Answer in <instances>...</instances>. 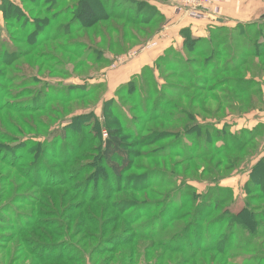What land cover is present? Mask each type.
Segmentation results:
<instances>
[{
    "label": "rangeland",
    "instance_id": "374dc122",
    "mask_svg": "<svg viewBox=\"0 0 264 264\" xmlns=\"http://www.w3.org/2000/svg\"><path fill=\"white\" fill-rule=\"evenodd\" d=\"M10 1L18 7L10 17L3 13L0 24V264H264L262 232L253 236L242 230L245 224L235 227L231 219L234 214L244 217L248 208L260 216L264 212L261 192L242 184L248 169L243 162L260 154L262 139L243 152L205 156L211 145L206 144L207 132L196 129L187 134L184 126L191 122L172 119L169 116L178 115V110L165 108L166 100H173L182 111L197 116V126L211 130L214 121L204 124V119L224 124L226 117L264 111L228 109L221 98L228 90L234 98L235 90L220 82L247 75L264 83V55L249 56L264 50L259 44L264 25L227 26L218 32L210 28L204 38H217L213 60L188 49L170 50L110 92L103 76L107 68L111 66V72L125 66L158 32L159 24L101 21L98 6L99 18L93 25L63 36L75 28L81 0ZM223 2L227 0H219L217 6ZM113 3L117 10H130L122 0ZM140 9L151 11L148 5ZM62 10L64 17L58 19ZM45 16L56 19L50 40L59 38L38 46L43 41L36 40L38 32H47L39 26L36 31L31 24ZM98 24L106 27L100 40L93 38ZM121 40L129 49L126 53L121 51ZM65 43L67 52L59 47L65 48ZM199 44L205 46L203 41ZM13 53L12 59L7 58ZM235 57L248 63L235 72L210 75L207 82L196 81L200 88L194 87L188 71L204 79L205 66L214 72L226 64H239ZM184 87L186 94L173 97ZM247 98L251 94L235 97L233 103L245 105ZM107 126L119 133L131 152L121 177L101 155L98 131L102 129L105 137ZM163 127L173 131L171 137ZM208 139L218 140L215 134ZM192 155L196 158L188 160ZM224 176L236 186L234 198L223 199L220 209L205 219L202 211L214 205L217 195L205 196L219 188L212 184ZM122 199L134 201L125 206ZM201 203L205 204L198 212L194 206ZM32 214L37 218L34 225ZM260 216L255 220L262 226ZM204 245L212 248L189 255Z\"/></svg>",
    "mask_w": 264,
    "mask_h": 264
},
{
    "label": "trees",
    "instance_id": "16d2710c",
    "mask_svg": "<svg viewBox=\"0 0 264 264\" xmlns=\"http://www.w3.org/2000/svg\"><path fill=\"white\" fill-rule=\"evenodd\" d=\"M2 1H3V4L2 5L0 4V10L3 13H5L7 15V17L14 15L13 10H14V8H17L18 6H16V4H13V2H11L10 0H2ZM113 1L114 0H81L80 3H78V7H77L79 10V14L76 17V20L74 21L75 28L73 30L64 31L63 36L64 35L68 36L69 34L76 33L80 29H82L84 26H86V28H87V26L90 27L91 25H93L94 22L99 18V17L96 18L97 14H98V6H100V9H102V13L99 14V16H101V18H100L101 21L106 20V19H121L125 23H129V24H141V23H144V24L147 23L150 25L159 24L160 26L158 28L161 27L162 20L159 18V13L151 5L144 3V2H141V1H137V0H122L125 5L129 6L130 10H129V12H127L126 8H124V10L122 9L123 11L120 10L121 8H118L119 10H117L118 6L116 5L117 6L116 7L115 4L113 3ZM146 5H148L149 8H151V11H146L143 9L139 10V7H142V6L146 7ZM134 7H137V8H134ZM18 10L20 11V9H18ZM63 15H64V10H62L57 15L58 19L64 17ZM55 21H56L55 18L45 16V18H43V20L38 21V24H36V25L31 24V26H33V29H36V31H37L36 27L39 26V28L41 27L43 30L45 29L47 32V35H43V34L40 35L41 32H38V34L36 36V40H43L41 42H39V41L37 42V43H39V44H37L38 46L45 44V41H47V40L48 41H56V39L59 38V37H57V38H53L52 40H50V31H51L50 29H52V26H53L52 24ZM257 22L261 23V25H264V18L260 19L258 21L239 23V24H237V26H238V28H240V27L241 28H250V27H253L254 23H257ZM98 25H99V27L97 28V30L94 31V34H93V38H95L96 40H100L101 34L103 37L105 35L104 30H106L105 26H102L100 24H98ZM109 25H112V24L110 23L107 26H109ZM113 25L115 26V29L117 30V32H119L120 27L116 24H113ZM226 27L227 26H222L220 24H213V26L211 28H213L214 31L217 30V32H218V31L226 30L227 29ZM158 28H156V30L159 31ZM232 31H234V30H232ZM183 34H185L184 35L185 37H184V43H183L182 51L184 49H188L193 55H197V56L204 55L207 58H209L210 60H213V57L215 56L214 55L215 54V48L217 46L215 44L216 43L215 41H217L216 37L212 36V38H208V39H206L204 37L197 38L195 36H192L190 34V32H188L187 30L183 31ZM131 35L134 36L133 33H131ZM201 41L205 42V46H202V44H199ZM97 43H99V41H97ZM120 43L122 46L121 51L123 53H126L127 48L123 47V44H125V41L121 40ZM259 44L261 46H264V40ZM63 45H65V48H63L62 45L59 47L62 48L64 52H67L69 50V46H66L67 45L66 43ZM142 45H144V44H142ZM263 49H264V47H263ZM172 50H175V49H172ZM127 51H129V49ZM171 51L169 50L164 56L160 57L158 60L160 61L161 58L165 57ZM216 54H217V52H216ZM6 55L7 54L4 53L2 57H5ZM13 55H14V53L8 54L7 58L12 59ZM262 55H264V50H260V51L255 50V52H253L249 56L261 57ZM236 58L237 57H235L233 59H236ZM114 59H112V62H110V60L107 61V63L109 62L108 64L110 65L111 63H113ZM237 61L239 62V64L236 63V65L234 64V66H229V64H226L225 66H223L222 68H220L218 70H215L214 72H211L210 69H207L208 66H205V71L207 72V77L204 79L200 78V76L199 77L193 76L191 73H189V71L187 73L190 74L191 77L195 79V80H191L194 84V87L200 88V85L195 83L196 81L207 82L208 78L210 79V75H212L213 78H216L218 76V74L222 71L235 72V71L239 70V67L241 65L248 63L247 62L248 60L241 59V58H237ZM199 63H201V62H198V64ZM188 64L189 63L184 64L185 70L188 69ZM206 65H209V64L207 63ZM38 69H39V72H41V70L44 69V66L43 65L38 66ZM246 76L247 75H245L244 77H237V78L230 76V77L224 78L220 81V82L225 81V84H227V86L230 87V89L235 90L234 95L236 98H238V97L239 98H241V97L245 98L247 95L251 94V98H247V102H245L247 104H245L246 105L245 106L244 103H239V102H238V105L234 104L233 101H235V97L233 98L232 95L229 94V90L226 91V93H223L224 95L221 98V104L227 103L228 109H231V110L234 109L235 110V109L239 108L241 110H244L246 107L247 108L256 107L258 109L264 108V96H263V93L261 92L262 86H260L261 80L256 79V77L247 78ZM184 77H187V76H184ZM261 84H262V82H261ZM254 87H255V89L258 87L256 92H254V89H253ZM187 88L186 87L180 88V89L178 88L175 92H173V97H174V95L177 97L183 96L188 91V90H186ZM225 89H227V88H225ZM160 98L162 99L161 96H160ZM165 103H166L165 108H171L174 110H178V115H176V116L170 115L169 117H171L172 119H177L179 122H182V121H186V122L188 121V123L191 122L188 126H186V125L184 126V130L186 131L187 134L192 135V133L196 129H204L207 132L208 136L206 139V144H208V145L211 144V145L209 146L208 150L204 153L205 156H210L212 154L217 155V154H220L224 151H226V152L227 151L243 152L247 148V145L252 146L255 143V141H257L256 140V132L257 131L242 130V131H238V132H231L229 125L225 122H224V124L223 123L220 124L219 119H212V120L211 119H209V120L204 119V122H203L204 124L207 123L206 121H211V122L214 121L213 124L215 125V127L213 130H211L209 127H207V128L204 126L202 127V125H200V124H198L200 126H197V122L195 121L197 116H195L196 117L195 118L189 112L182 111L183 109H181L178 104L173 102V100L170 101L167 99ZM0 107H3V106L1 105ZM37 108H39V107H37ZM23 109H25V107ZM41 109H42V107H41ZM165 111H164V113H166ZM74 117H77V116H74ZM223 119L225 121L226 118H223ZM71 122H74V118L71 120ZM165 128H167V127H163L162 129L165 130L166 135L171 137L170 135L173 133V131H171L170 129H165ZM104 130L107 133L106 137H103V135H102L103 130L102 129L100 131H98V134L100 133V135L102 137V138L100 137V146L102 148L101 155L103 157V160L107 164V166L112 169V171L116 174V176L121 177L123 167L126 166L127 164H129V157H130L131 152L125 147L124 141L117 131L112 130L108 126ZM263 130H264V126L261 128V131H263ZM52 133H56L55 130ZM248 133L250 134V137L248 139H246L245 134H248ZM213 134H215V138L218 139L216 143L215 142L210 143V141L208 139V137H210ZM169 147L170 146H168V148ZM169 155H171V154H169ZM195 158L196 157L194 155L188 156V160H193ZM116 159H120L123 162V164L119 165L117 162L114 161ZM251 159H252V157L250 155L249 158L243 162V164L250 165ZM237 160L238 159H236V163L238 162ZM238 167L239 166H237L236 168H238ZM249 176H250V179L246 183L245 186H247V187L251 186L255 190L261 192V194H258V198L264 199V194H263L264 193V156L262 158H260L255 164H253L250 167ZM226 177H228V176H224L222 178H219L217 181H215L212 185H216L219 188L215 191L213 190V191L209 192L205 196V197H208L211 194L217 195V197L215 198V201H212L214 203V205H211L209 202V205H211V206L206 211H202L205 219H209L215 211H218L220 209L219 205L221 204L223 199L232 200L234 198V193H235L234 189L231 187L228 188L227 186L221 185V181ZM224 192L228 193L226 195L227 197H225V195L223 194ZM251 199H254V198H251ZM133 201L134 200H131V199H129V200L122 199V201L120 203L127 206V205H132L131 202H133ZM190 202H193V201L190 200ZM205 203H208V202L206 201ZM205 203L195 204L194 207H195V209L198 210V208L203 206ZM261 208H263V205L261 206ZM200 209H202V208H200ZM200 209L198 210V212H201ZM256 216L258 217V216H260V214L252 213V209L248 208L245 211L244 217H241L239 214H236V215L234 214V216L231 219L233 220L232 223H235V224H233L235 227L240 226L241 224H245L242 227L243 231L251 233L253 236H256L257 234H260L262 232L261 237L264 238V225L261 226V224L259 223L261 220H259V219L255 220ZM31 217L33 220L32 225H34L37 218H36L35 214H32ZM260 218L264 219V212L260 216ZM217 219H220V217H217ZM201 221L204 223L203 219H201ZM218 223L222 225V222L220 220H218ZM219 228L222 229L221 226ZM235 234H236V232H235ZM223 235L224 234H222L221 236H223ZM232 235H233V233H232ZM201 247L202 248L196 247L195 250L193 252H190L189 255L194 256L196 253L198 254L200 251L201 252L208 251V249L210 250V248H212L209 245H204ZM211 250H216L217 252L225 254V255L229 254V251H227V250L222 251L221 249H218V248H213ZM259 252H260V250H258V253ZM251 253L254 254V250H252ZM90 255H92V254L90 253ZM262 256L264 257V253ZM255 257L256 256H254L253 258H255ZM257 264H262V263L258 262Z\"/></svg>",
    "mask_w": 264,
    "mask_h": 264
},
{
    "label": "crops",
    "instance_id": "0c3cea01",
    "mask_svg": "<svg viewBox=\"0 0 264 264\" xmlns=\"http://www.w3.org/2000/svg\"><path fill=\"white\" fill-rule=\"evenodd\" d=\"M137 1L154 7L159 13L162 25L153 38L142 46L144 47L143 49H138L136 55L130 56V59L128 58L125 61V66L111 72L110 70L108 71L111 66L107 68L106 71L108 73L103 76L106 78L105 82H107L110 92H115L119 85L127 81L129 77L139 74L146 67L152 66L156 60L164 56L169 50H181L185 37L183 31L185 30L190 32L192 36L200 38L205 37L208 29L216 23L233 27L239 23L258 21L264 18V0H227V2H223L211 10L216 15L215 18L209 16L204 19L189 16L183 10H180L173 0ZM1 2L2 0H0V4ZM2 21L3 12L0 10V24ZM224 122L229 125L231 132L242 130L257 131L256 140L260 141L262 139L263 149L260 154L251 160L248 169L243 174L244 180L242 184L246 185L250 179V167L264 156V130L261 131L264 126V111L257 110L252 111V113H243L239 116L226 117ZM229 179L231 178H224L221 181V185L231 187L235 191L236 186L233 182L228 181Z\"/></svg>",
    "mask_w": 264,
    "mask_h": 264
},
{
    "label": "built area",
    "instance_id": "2783aa9c",
    "mask_svg": "<svg viewBox=\"0 0 264 264\" xmlns=\"http://www.w3.org/2000/svg\"><path fill=\"white\" fill-rule=\"evenodd\" d=\"M174 2L180 10H183L189 16L204 19L209 16L216 17L211 10L218 7L219 0H174ZM104 136H107L106 131H104Z\"/></svg>",
    "mask_w": 264,
    "mask_h": 264
}]
</instances>
